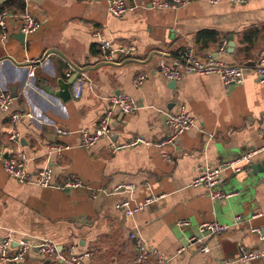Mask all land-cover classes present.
<instances>
[{
	"label": "crops",
	"instance_id": "obj_1",
	"mask_svg": "<svg viewBox=\"0 0 264 264\" xmlns=\"http://www.w3.org/2000/svg\"><path fill=\"white\" fill-rule=\"evenodd\" d=\"M212 1L156 10L147 8L151 0H126L137 10L115 18L106 0H0V9L13 5L0 11L10 15L0 28V90L12 97L8 111H0V240L25 238L32 245L22 261L5 264H54L38 253L41 240L63 253H89L84 264H132L137 256L132 232L165 264H214L235 260L240 248L264 251V240L251 232L264 228V153L238 174L223 173L215 190L230 194L226 199L211 200L205 188L191 186L199 168L235 160L264 144V83L254 72L257 57H264V0ZM25 12L39 29L20 40L18 16ZM94 32L133 52L105 62ZM222 38L227 48L217 59L247 67L240 84L224 87L215 75L170 81L158 72L160 61L171 62L185 50L201 60L216 56ZM139 74L147 77L136 87ZM72 80L69 99L48 92ZM118 94L140 108L131 114L114 110L111 140L79 147V132H92L110 109L109 98ZM181 112L194 118V126L173 146H158L171 132L167 116ZM27 113L33 119L12 122L14 114ZM13 132L16 140L9 139ZM135 138L148 145L112 151L111 143ZM53 146L63 149L54 153ZM18 155L25 156L29 174L47 168L52 183L74 176L89 189L19 184L3 170V161ZM121 185L133 189L115 191ZM148 199L154 201L145 204ZM124 201L129 208L145 205L128 216L118 208ZM205 222L228 229L205 237L199 232ZM16 250L14 244L10 253ZM245 264H264V256Z\"/></svg>",
	"mask_w": 264,
	"mask_h": 264
},
{
	"label": "built area",
	"instance_id": "obj_2",
	"mask_svg": "<svg viewBox=\"0 0 264 264\" xmlns=\"http://www.w3.org/2000/svg\"><path fill=\"white\" fill-rule=\"evenodd\" d=\"M195 0H173L172 2L151 0L147 8L156 10H175L179 7L185 6L188 3ZM220 0H214L213 3ZM250 0H229L232 4H243ZM107 11L115 18H121L129 12L137 10L136 5L127 4L126 0H106ZM145 8V7H142ZM10 17L6 12L0 13V28L5 27V20ZM20 22V32L24 35L31 34L39 29V23L28 13H22L18 16ZM93 37L97 40V49L105 62H113L117 56L125 57L129 56L133 52V48H115L111 42L104 40L99 32H94ZM227 48V41L222 38L220 40V46L216 51V56L208 54L204 59H199L191 50H185L181 52L179 57L171 62L160 61L158 63V72L167 80L178 81L184 75H215L219 78L221 84L224 87L240 84L247 72V67L242 64H223L217 59L218 54L225 52ZM257 64L254 65V72L256 79L259 83H264V57H257ZM42 64V62L39 61ZM146 74H139L134 79V85L139 87L146 80ZM83 79L77 81L75 88L76 97L79 96ZM12 101L10 94L4 90H0V111L7 112ZM110 109L107 110L104 115L98 121L96 128L89 132L83 130L79 132V147L83 149H89L93 147L99 140L106 139L111 140L110 123L113 116V111L118 110L124 114H131L136 112L140 107L130 97L124 94H118L109 98ZM33 119L32 114H14L12 116V122L16 123L22 118ZM167 126L170 128V135L158 146L168 145L173 146L178 138L189 128H192L195 124L194 118L185 112H181L177 115H168L166 119ZM57 133L66 136L68 132L64 130H57ZM10 140H16L17 134L13 132L9 136ZM138 144L148 145L142 138H135L134 140L126 143L115 145L111 143L112 151L117 152L121 149L133 147ZM63 147L53 146L51 151L59 153ZM66 149V148H65ZM264 153V144L258 148L249 150L245 155L220 164L216 167H204L198 169L197 176L192 180V187H202L207 190L208 197L211 200H222L230 196V194H224L215 190V188L221 183L222 175L225 172H232L238 174L243 171L244 166H248L251 160L257 155ZM26 158L23 155L16 157H10L3 161L4 172L13 180L19 184L30 183L41 188H52L61 191L89 189L86 188L84 183L74 177L69 176L61 183H52L50 173L47 168H42L36 171L34 174H29L26 171ZM131 185H121L115 188V191H132ZM154 200L148 199L145 204H149ZM144 204V205H145ZM144 205L129 208L127 201H124L118 205V208L125 210L126 215L132 216L135 212L141 210ZM256 215H254L255 217ZM179 226H186V222L178 223ZM228 229L225 225H220L215 222H205L199 226V232L202 236H213L220 234ZM251 232L257 234L261 240H264V228H252ZM130 238L134 241L137 256L132 264H147L149 258H155L156 264H165L166 259L158 254L155 250L150 249L147 244L139 237L136 232L130 234ZM200 242V241H199ZM16 245L17 250L14 253H10V248ZM32 248L31 243L21 238L17 241H13L10 237L0 240V264L16 263L24 259L26 254ZM36 249L41 256L51 259L54 264H84V261L90 256L89 253L76 254L71 250L67 253L59 251L52 242L48 240H41L36 245ZM202 252H207V249H202ZM264 256V251L247 252L243 248H240L238 256L235 260H224L214 264H245L248 262L261 259Z\"/></svg>",
	"mask_w": 264,
	"mask_h": 264
},
{
	"label": "water",
	"instance_id": "obj_3",
	"mask_svg": "<svg viewBox=\"0 0 264 264\" xmlns=\"http://www.w3.org/2000/svg\"><path fill=\"white\" fill-rule=\"evenodd\" d=\"M23 38H24V34H20L18 36V39H20V40H23ZM229 47L230 48H233L234 47V44H233L232 40H231V43L229 44ZM75 78L76 77L74 76V79L73 80H75ZM73 80L72 81H69L68 83H63L62 81H59L57 83L58 84V87H59V91L56 92V91L50 90L48 88L49 89L48 92H50L51 94H55V95L59 96L63 100H67V99L70 98V93H69L68 86L73 82ZM103 196H104V194L102 193L100 198H102Z\"/></svg>",
	"mask_w": 264,
	"mask_h": 264
},
{
	"label": "trees",
	"instance_id": "obj_4",
	"mask_svg": "<svg viewBox=\"0 0 264 264\" xmlns=\"http://www.w3.org/2000/svg\"><path fill=\"white\" fill-rule=\"evenodd\" d=\"M12 4H6L5 7H3L2 9H0V11H2L3 9H10V7H12ZM20 9H23L22 6H20Z\"/></svg>",
	"mask_w": 264,
	"mask_h": 264
}]
</instances>
